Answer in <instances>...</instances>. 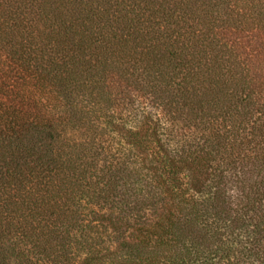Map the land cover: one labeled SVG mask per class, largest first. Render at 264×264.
<instances>
[{
	"label": "trees",
	"instance_id": "obj_1",
	"mask_svg": "<svg viewBox=\"0 0 264 264\" xmlns=\"http://www.w3.org/2000/svg\"><path fill=\"white\" fill-rule=\"evenodd\" d=\"M0 264H264V0H0Z\"/></svg>",
	"mask_w": 264,
	"mask_h": 264
}]
</instances>
